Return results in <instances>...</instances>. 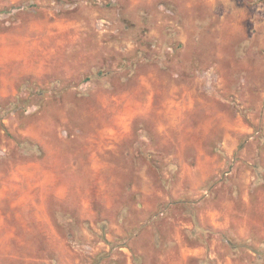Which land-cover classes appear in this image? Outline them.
<instances>
[{
	"label": "rangeland",
	"instance_id": "374dc122",
	"mask_svg": "<svg viewBox=\"0 0 264 264\" xmlns=\"http://www.w3.org/2000/svg\"><path fill=\"white\" fill-rule=\"evenodd\" d=\"M0 264H264V0H0Z\"/></svg>",
	"mask_w": 264,
	"mask_h": 264
},
{
	"label": "trees",
	"instance_id": "16d2710c",
	"mask_svg": "<svg viewBox=\"0 0 264 264\" xmlns=\"http://www.w3.org/2000/svg\"><path fill=\"white\" fill-rule=\"evenodd\" d=\"M232 244V243H231ZM233 246H235V245H233Z\"/></svg>",
	"mask_w": 264,
	"mask_h": 264
}]
</instances>
